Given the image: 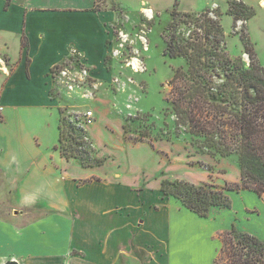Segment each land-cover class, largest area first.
Returning a JSON list of instances; mask_svg holds the SVG:
<instances>
[{
  "label": "crops",
  "instance_id": "crops-1",
  "mask_svg": "<svg viewBox=\"0 0 264 264\" xmlns=\"http://www.w3.org/2000/svg\"><path fill=\"white\" fill-rule=\"evenodd\" d=\"M165 1L0 0V100L16 106L9 109L2 124L7 125L19 111L52 110L47 105L55 100L51 96L54 66L77 57L102 72L123 14L133 8L137 15L148 17L153 13L150 4ZM240 1L254 9L244 25L264 66L263 0ZM111 2L119 9L108 7ZM207 2V6L215 5L213 0ZM227 6L224 0L217 8L232 18L226 13ZM235 24L237 28L243 22ZM239 42L241 51L234 54L245 55ZM0 105L3 114L5 105L1 101ZM57 142L58 128L55 140L47 144L38 131L27 141L21 133L19 137L12 133L6 143L0 138V170L9 179L18 204L14 205L17 214L0 216V264L8 260L17 264H167L169 212L182 211L166 203L160 213L146 215L133 205L136 190L121 178L111 177L114 173L106 172L103 165L85 167L66 159L55 149ZM129 158L131 169L155 170L149 162L158 166L147 144L132 146ZM226 177L238 182L240 172ZM227 194L235 212L241 211L246 218L264 216V194L250 190H229ZM40 204L55 219L37 213ZM251 209L257 212L248 211ZM187 223L200 224L207 231L210 228L199 219ZM258 236L264 239L260 232ZM220 246L221 239L218 250ZM214 260L212 264H223Z\"/></svg>",
  "mask_w": 264,
  "mask_h": 264
},
{
  "label": "rangeland",
  "instance_id": "rangeland-1",
  "mask_svg": "<svg viewBox=\"0 0 264 264\" xmlns=\"http://www.w3.org/2000/svg\"><path fill=\"white\" fill-rule=\"evenodd\" d=\"M207 1L168 0L160 5L150 4L153 13L148 17L137 15L133 8L127 10L128 13H124L120 21L121 26L114 31L102 72L77 57L52 68L54 83L51 96L55 100L47 105L52 110L35 108L19 111L4 125L2 123L8 118L9 109L16 106L0 100L5 105L3 114L0 113V138L3 142H8L12 133L18 137L23 134L27 141L38 131L43 143L47 144L57 137V123L64 116L63 124L69 132L71 124L83 129L80 134L88 146L80 145L78 149L91 148V158L103 159L102 168L110 174L114 173L111 177L121 178L124 184L136 190L133 205L140 211L146 215L158 214L166 203L182 211L169 212L171 235L167 238V264H212L219 253L217 243L220 244L221 232L233 223L239 230L245 229L255 235L260 232L264 236L263 215L251 214L246 218L241 211L236 210V213L232 210L231 205L230 208L212 207L207 216L201 217L160 190L163 179H184L194 184L224 187L226 182H231L226 176L232 178L239 171L236 153L212 156L207 150L197 148L187 127L176 125L167 101L173 71L178 67H187L185 58L166 54L167 42L171 33H175L177 40L187 39L194 27L178 22L180 15H174L173 10L213 12L219 5H224V0H213L214 6H207ZM234 2L239 3V0ZM108 7L119 9L114 2ZM220 11L227 51L232 57H240L247 66L246 54H234L240 53L241 46L238 35L231 29L233 19L225 15L221 8ZM223 17L227 19L222 21ZM242 28L243 24L237 27L239 31ZM215 81L219 83L221 79ZM87 111H91L92 115H87ZM138 144H147L157 157L158 166L149 162L150 167H157L155 170L131 169L129 151ZM72 159L85 166L81 159ZM9 183L0 170V216L17 214V207L14 206L18 205L17 197ZM37 210L40 215L55 219L54 213L47 212L42 204ZM248 211L257 212L255 209ZM196 219L208 223L209 231L200 224L187 223ZM143 220L141 215L139 221Z\"/></svg>",
  "mask_w": 264,
  "mask_h": 264
},
{
  "label": "trees",
  "instance_id": "trees-1",
  "mask_svg": "<svg viewBox=\"0 0 264 264\" xmlns=\"http://www.w3.org/2000/svg\"><path fill=\"white\" fill-rule=\"evenodd\" d=\"M227 2L226 13L234 19L232 30L241 40L248 57L247 66L240 57L229 55L218 8L200 13L181 12L175 8L173 14L180 15L178 22L194 27L182 41L171 33L165 51L170 57H183L187 62V67L176 68L169 80L167 101L176 125L186 126L197 148L207 150L210 155L236 153L238 156L240 180L226 182L224 187L194 184L184 179L161 181L160 190L164 195L176 198L201 217L207 216L212 207L230 208L229 190L264 194V66L258 61L244 25L254 9L240 0L239 3ZM236 21L243 22L240 31ZM22 45L26 46L25 38ZM217 78L221 82L217 83ZM65 119L60 117L57 124L55 149L66 159H81L86 167L101 165L103 159L91 158V148L78 149L87 144L80 134L83 129L71 124L69 132L63 124ZM220 236L216 262L264 264V240L258 235L232 225ZM3 264L17 262L8 260Z\"/></svg>",
  "mask_w": 264,
  "mask_h": 264
},
{
  "label": "built area",
  "instance_id": "built-area-1",
  "mask_svg": "<svg viewBox=\"0 0 264 264\" xmlns=\"http://www.w3.org/2000/svg\"><path fill=\"white\" fill-rule=\"evenodd\" d=\"M2 109H3V106L0 105V111H2ZM86 114L87 115H92V112L91 111H87Z\"/></svg>",
  "mask_w": 264,
  "mask_h": 264
},
{
  "label": "bare ground",
  "instance_id": "bare-ground-1",
  "mask_svg": "<svg viewBox=\"0 0 264 264\" xmlns=\"http://www.w3.org/2000/svg\"><path fill=\"white\" fill-rule=\"evenodd\" d=\"M262 4L264 5V0L262 1Z\"/></svg>",
  "mask_w": 264,
  "mask_h": 264
}]
</instances>
